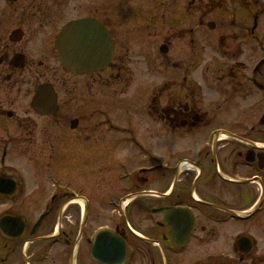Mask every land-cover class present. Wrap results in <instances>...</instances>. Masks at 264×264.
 Instances as JSON below:
<instances>
[{
  "label": "flooded vegetation",
  "instance_id": "1",
  "mask_svg": "<svg viewBox=\"0 0 264 264\" xmlns=\"http://www.w3.org/2000/svg\"><path fill=\"white\" fill-rule=\"evenodd\" d=\"M79 20L109 62L48 68ZM0 180V264H264V0H0Z\"/></svg>",
  "mask_w": 264,
  "mask_h": 264
},
{
  "label": "water",
  "instance_id": "2",
  "mask_svg": "<svg viewBox=\"0 0 264 264\" xmlns=\"http://www.w3.org/2000/svg\"><path fill=\"white\" fill-rule=\"evenodd\" d=\"M14 38L18 40V33L14 34ZM55 49L60 63L74 75L102 71L112 50L107 35L99 25L90 21L66 25L55 42ZM55 101L52 90L42 86L38 88L31 108L37 113L54 114L57 112ZM1 233L6 235L7 230L2 228ZM123 255L122 249L121 257Z\"/></svg>",
  "mask_w": 264,
  "mask_h": 264
},
{
  "label": "rangeland",
  "instance_id": "3",
  "mask_svg": "<svg viewBox=\"0 0 264 264\" xmlns=\"http://www.w3.org/2000/svg\"><path fill=\"white\" fill-rule=\"evenodd\" d=\"M79 2H82V1H86V0H78ZM208 45L212 44V42H209L207 41L206 42ZM44 61H45V64L48 66V68L50 69H54V70H58L59 71V64L52 52V41H45L44 42ZM211 48V49H210ZM214 47L210 46L209 49L207 48L206 50V55H207V59H210L212 58V55L214 53ZM80 82H81V79H80ZM250 230H255L253 228H249ZM227 249H223V252L226 251ZM186 256V255H185Z\"/></svg>",
  "mask_w": 264,
  "mask_h": 264
}]
</instances>
